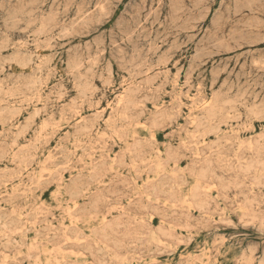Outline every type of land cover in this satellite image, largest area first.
Here are the masks:
<instances>
[{
  "label": "rangeland",
  "instance_id": "obj_1",
  "mask_svg": "<svg viewBox=\"0 0 264 264\" xmlns=\"http://www.w3.org/2000/svg\"><path fill=\"white\" fill-rule=\"evenodd\" d=\"M237 1L0 0V264H264V1Z\"/></svg>",
  "mask_w": 264,
  "mask_h": 264
},
{
  "label": "bare ground",
  "instance_id": "obj_2",
  "mask_svg": "<svg viewBox=\"0 0 264 264\" xmlns=\"http://www.w3.org/2000/svg\"><path fill=\"white\" fill-rule=\"evenodd\" d=\"M179 1V0H178ZM237 1V0H236ZM256 1V0H255ZM260 1V0H259ZM259 1L257 2V3H259ZM264 1V0H263ZM53 3H54V1H52ZM160 2V1H159ZM169 2V1H168ZM172 1H170V3H171ZM174 2V1H173ZM197 2V1H196ZM199 2V1H198ZM238 2V1H237ZM250 2V1H249ZM249 2H246V3H249ZM251 2H253V0L251 1ZM133 3H134V1H133ZM176 3H178V2H176ZM195 3V2H194ZM29 5H32L31 3H28ZM69 4V3H68ZM158 4V3H157ZM195 4H197V3H195ZM199 4V3H198ZM168 6V5H167ZM176 6V5H175ZM195 6V5H194ZM234 6V5H233ZM236 6V5H235ZM26 7V6H25ZM172 7H174V6H172ZM171 8V7H170ZM176 8V7H175ZM64 9V8H63ZM104 10H105V8H103ZM181 9V8H180ZM229 10V9H228ZM36 11V10H35ZM97 11V10H96ZM152 11V10H151ZM181 12H182V10H180ZM179 11V12H180ZM13 12V11H12ZM100 12V11H99ZM103 12V11H102ZM176 12V11H175ZM97 13V12H96ZM110 13V12H109ZM19 14V13H18ZM101 14V13H100ZM103 14V13H102ZM171 14H173V13H171ZM140 15V14H139ZM183 15H184V13H183ZM12 16V15H11ZM19 16V15H18ZM87 16V15H86ZM97 16V15H96ZM99 16V15H98ZM102 16V15H101ZM106 16V15H105ZM107 16H109V15H107ZM136 16H138V15H136ZM175 16H177V15H175ZM21 17V16H20ZM50 17V16H49ZM155 17V16H154ZM169 17V16H168ZM202 17V16H201ZM15 18H17V16H15ZM53 18H54V16H53ZM87 18V17H86ZM101 18V17H100ZM134 18V17H133ZM137 18V17H136ZM160 18V17H159ZM171 18V17H170ZM250 18V17H249ZM11 19V18H10ZM17 19H19V18H17ZM49 19V18H48ZM132 19V18H131ZM135 19V18H134ZM144 19V18H143ZM165 19V18H164ZM176 19V18H175ZM13 20H16V19H13ZM50 20V19H49ZM87 20V19H86ZM11 21V20H10ZM84 21V20H83ZM257 21V20H256ZM255 21V22H256ZM2 22H4V21H2ZM6 22V21H5ZM86 22V21H85ZM137 22V21H136ZM158 22V21H157ZM12 23V22H11ZM14 23V22H13ZM18 23V22H17ZM30 23V22H29ZM119 23H122V22H119ZM125 23V22H124ZM141 23V22H140ZM174 23V22H173ZM257 23V22H256ZM151 24V23H150ZM245 24V23H244ZM6 25V24H5ZM4 25V26H5ZM124 25V24H123ZM138 26H139V24H137ZM141 25V24H140ZM246 25V24H245ZM250 25V24H249ZM248 25V26H249ZM125 26H127V25H125ZM142 26V25H141ZM14 27V26H13ZM49 27V26H48ZM137 27V26H136ZM171 27V26H170ZM8 28V27H7ZM138 28V27H137ZM42 29V28H41ZM144 29V28H143ZM157 29V28H156ZM174 29V28H173ZM247 29H249V28H247ZM175 30V29H174ZM241 30V29H240ZM44 31V30H43ZM67 31H69V30H67ZM127 31V30H126ZM141 31V30H140ZM145 31V30H144ZM168 31V30H167ZM230 31V30H229ZM39 33L40 32H42V31H38ZM60 32V31H59ZM63 32H65V31H63ZM138 32V31H137ZM143 32V31H142ZM236 32H237V29H236ZM235 31H234V33H236ZM259 32V31H258ZM58 33V32H57ZM69 33V32H68ZM125 33V32H124ZM133 33H135V31L133 32ZM162 33V32H161ZM177 33V32H176ZM238 33V32H237ZM245 33V32H244ZM70 34V33H69ZM125 34H128L127 32L125 33ZM138 34V33H137ZM211 34V33H210ZM66 35H68V34H66ZM243 35H245V34H243ZM242 35V36H243ZM250 35V34H249ZM37 36V35H36ZM39 36V35H38ZM131 36H133V35H131ZM131 36H130V38H131ZM139 36V35H138ZM149 36V35H148ZM215 36V35H214ZM228 36V35H227ZM242 36H241V38H242ZM258 36V35H257ZM264 36V35H263ZM126 37V36H125ZM173 37V36H172ZM233 37V36H232ZM249 37V36H248ZM253 37V36H252ZM251 37V38H252ZM157 38V37H156ZM244 38V37H243ZM250 38V37H249ZM258 38V37H257ZM166 39V38H165ZM216 39V38H215ZM264 39V38H263ZM129 40V39H128ZM212 41H213V39H211ZM220 40V39H219ZM222 40H224V39H222ZM241 40V39H240ZM244 40V39H243ZM248 40V39H247ZM44 41V40H43ZM133 41V40H132ZM174 41V40H173ZM211 41V42H212ZM231 41V40H230ZM251 41V40H250ZM262 41V40H261ZM204 42V41H203ZM209 42V41H208ZM219 42V41H218ZM222 42V41H221ZM221 42L219 43V44H221ZM239 42V41H238ZM256 42V41H255ZM246 43V42H245ZM117 44V43H116ZM125 44V43H124ZM134 44V43H133ZM137 44V43H136ZM135 44V45H136ZM164 44V43H163ZM167 44V43H166ZM234 44V43H233ZM235 44H238V43H235ZM85 45V44H84ZM119 45V44H118ZM203 45V44H202ZM214 45H216V44H214ZM208 46V45H207ZM212 46V45H211ZM136 47V46H135ZM49 48V47H48ZM81 48V47H80ZM119 48V47H118ZM173 48V47H172ZM175 48V47H174ZM21 49V48H20ZM135 49V48H134ZM138 49V48H137ZM140 49V48H139ZM201 49V48H200ZM204 49V48H203ZM70 50V49H69ZM55 51V50H54ZM68 51V50H67ZM71 51V50H70ZM119 51V50H118ZM206 51V50H205ZM43 52V51H42ZM46 52V51H45ZM135 52H136V50H135ZM199 52H201L200 50L198 51V53ZM197 53V54H198ZM34 54V53H33ZM101 54V53H100ZM197 54H195V55H197ZM202 54V53H201ZM39 55V54H38ZM60 55V54H59ZM138 55V54H137ZM198 55H200V54H198ZM197 55V56H198ZM15 56V55H14ZM13 56V57H14ZM57 56V55H56ZM77 56V55H76ZM97 56V55H96ZM131 56V55H130ZM139 56V55H138ZM196 56V57H197ZM201 56V55H200ZM204 56H206V55H204ZM12 57V58H13ZM15 58V57H14ZM75 58V57H74ZM197 59V58H196ZM5 60V59H4ZM7 61V60H6ZM12 60H11V58H10V62H11ZM88 61V60H87ZM14 62V61H13ZM28 62V61H27ZM29 62H30V60H29ZM40 62V61H39ZM57 62V61H56ZM8 63V62H7ZM24 63V62H23ZM25 64V63H24ZM23 64V65H24ZM55 64V63H54ZM82 64V63H81ZM15 65V64H14ZM13 65V66H14ZM67 65V64H66ZM73 65V64H72ZM1 66V65H0ZM19 66V65H18ZM21 66V65H20ZM70 66V65H69ZM80 67V66H79ZM136 67H138V65H136ZM163 67V66H162ZM26 68V67H25ZM14 69V68H13ZM21 69V68H20ZM73 69V68H72ZM75 69H77L78 70V67H75ZM74 69V70H75ZM134 69H135V67H134ZM26 70V69H25ZM62 70V69H61ZM132 70V69H131ZM31 71H32V69H31ZM55 72V71H54ZM61 72V71H60ZM63 72V71H62ZM73 72V71H72ZM133 72V71H132ZM21 73V72H20ZM125 73V72H124ZM135 73V72H134ZM147 74V73H146ZM131 75V74H130ZM130 75H129V77H130ZM36 76V75H35ZM59 76V75H58ZM132 76V75H131ZM2 77H3V75H2ZM71 77V76H70ZM177 77V76H176ZM76 78V77H75ZM82 78V77H81ZM62 80V79H61ZM110 82V81H109ZM101 84V83H100ZM172 84V83H171ZM30 85V84H29ZM109 86V85H108ZM62 87V86H61ZM197 88H200V86H198ZM1 91V90H0ZM78 92V91H77ZM5 93V92H4ZM81 93V92H80ZM82 93H84V92H82ZM6 94V93H5ZM86 94V93H85ZM85 94H83V96L85 95ZM29 98V97H28ZM191 98V97H190ZM193 98V97H192ZM194 99V98H193ZM107 101V100H106ZM112 102H113V100H112ZM117 102V101H116ZM206 102V101H205ZM209 102V101H208ZM96 103V102H95ZM119 104V103H118ZM199 104H201V103H199ZM204 104V103H203ZM12 105H14V103L12 104ZM142 105V104H141ZM96 106V105H95ZM113 106H115V105H113ZM190 106V105H189ZM191 106H193V105H191ZM196 106V105H195ZM198 106V105H197ZM196 106V107H197ZM204 106H206V104L204 105ZM203 106V107H204ZM240 106V105H239ZM197 109V108H196ZM201 109V108H200ZM4 110V109H3ZM2 110V111H3ZM88 110V109H87ZM112 110V109H111ZM189 111V110H188ZM77 112V111H76ZM98 113V112H97ZM190 113V112H189ZM221 113V112H220ZM35 115H37L36 114V112H35ZM120 115V114H119ZM229 115V114H228ZM127 116V115H126ZM120 117V116H119ZM196 117V116H195ZM200 117V116H199ZM39 119V118H38ZM59 121V120H58ZM193 122H194V120H192ZM249 121V120H248ZM232 122V121H231ZM199 123H201L200 121H199ZM41 124V123H40ZM193 124H195V122L193 123ZM217 124V123H216ZM136 125V124H135ZM139 125V124H138ZM140 125H142V124H140ZM144 125V124H143ZM99 126V125H98ZM199 126V125H198ZM3 127V126H2ZM136 127H137V125H136ZM144 127V126H143ZM192 127V126H191ZM249 127V126H248ZM48 128V127H47ZM70 128V127H69ZM197 128V127H196ZM200 128V127H199ZM220 130V129H219ZM218 130V131H219ZM242 130V129H241ZM213 131V130H212ZM232 133V132H231ZM236 133V132H235ZM111 134V133H110ZM238 134V133H237ZM186 135V134H185ZM197 135V134H196ZM198 135H199V133H198ZM210 135V134H209ZM34 137V136H33ZM99 137V136H98ZM77 138V137H76ZM145 139V138H144ZM195 139V138H194ZM114 141V140H113ZM79 143V142H78ZM204 143V142H203ZM243 143V142H242ZM40 145V144H39ZM200 145V144H199ZM134 146H137V145H134ZM191 146V145H190ZM196 146V145H195ZM251 146V145H250ZM101 147V146H100ZM140 147V146H139ZM248 147V146H247ZM75 148V147H74ZM197 148V147H196ZM120 149V148H119ZM127 149H129V148H127ZM77 150V149H76ZM101 150H103V149H101ZM198 150V149H197ZM197 150H196V152H197ZM218 150V149H217ZM160 151V150H159ZM251 151V150H250ZM64 152V151H63ZM128 152V151H127ZM14 153V152H13ZM130 153V152H129ZM114 155V154H113ZM131 155V154H130ZM13 156V155H12ZM48 156V155H47ZM46 156V157H47ZM50 156V155H49ZM70 156V155H69ZM94 156V155H93ZM115 156V155H114ZM91 157V156H90ZM197 157H199V156H197ZM12 158V157H11ZM54 158V157H53ZM89 157H87V159H88ZM155 158V157H154ZM48 159H51L50 157H48ZM113 159H115V158H113ZM149 159H150V157H149ZM235 159H237L236 157H235ZM90 160V159H89ZM148 160V159H147ZM157 160V159H156ZM160 160V159H159ZM114 161V160H113ZM149 161V160H148ZM147 161V162H148ZM244 161V160H243ZM129 162V161H128ZM145 162V161H144ZM83 163V162H82ZM143 163V162H142ZM146 163V162H145ZM136 164V163H135ZM158 164V163H157ZM158 165H160V164H158ZM18 166H20V165H18ZM42 166H44V165H42ZM157 166V165H156ZM176 166V165H175ZM160 166H158V168H159ZM174 167V166H173ZM143 168V167H142ZM157 168V167H156ZM110 169V168H109ZM132 169H133V167H132ZM164 169V168H163ZM170 169V168H169ZM246 169V168H245ZM26 170V169H25ZM34 170V169H33ZM40 170V169H39ZM56 170V169H55ZM111 170V169H110ZM134 170V169H133ZM145 170V169H144ZM41 171H42V169H41ZM43 171H44V169H43ZM53 171V170H52ZM146 171V170H145ZM46 172H48V171H46ZM112 172V171H111ZM118 172V171H117ZM157 172V171H156ZM165 172H167L166 170L163 172V173H165ZM181 172V171H180ZM21 173V172H20ZM44 173H45V171H44ZM49 173V172H48ZM51 173V172H50ZM138 174V173H137ZM141 174V173H140ZM156 174H158V173H156ZM156 174H154V176L156 175ZM42 175V174H41ZM148 176V175H147ZM204 176V175H203ZM192 177H194V176H192ZM44 179V178H43ZM148 179V178H147ZM40 180V179H39ZM132 180H133V178H132ZM135 182V181H134ZM31 184V183H30ZM104 185V184H103ZM25 187V186H24ZM58 187V186H57ZM181 187V186H180ZM213 187V186H212ZM214 187H216V186H214ZM27 188V187H26ZM172 189V188H171ZM191 189V188H190ZM11 190V189H10ZM207 190V189H206ZM17 190H15V192H16ZM155 191V190H154ZM191 191V190H190ZM208 191V190H207ZM209 192V191H208ZM72 194V193H71ZM41 195V194H40ZM165 195V194H164ZM189 195V194H188ZM217 196V195H216ZM186 197V196H185ZM193 198V197H192ZM147 199L149 200V196L147 197ZM130 200V199H129ZM24 204H25V202H24ZM77 205V204H76ZM75 205V206H76ZM112 209V208H111ZM204 209V208H203ZM195 211V210H194ZM39 227V226H38ZM170 228V227H169ZM160 230V229H159ZM16 240H18V239H16ZM34 240V239H33ZM15 241V240H14ZM30 241V240H29ZM35 242V241H34ZM159 243H160V240H159ZM31 246V245H30ZM27 250V249H26ZM166 251V250H165ZM52 252V251H51ZM62 252V251H61ZM98 253H101V251L99 252L98 251ZM20 255V254H19ZM112 256V255H111ZM30 257V256H29ZM103 259V258H102ZM155 260V259H154ZM199 262V261H198ZM47 263V262H46ZM206 264V263H205Z\"/></svg>",
  "mask_w": 264,
  "mask_h": 264
}]
</instances>
